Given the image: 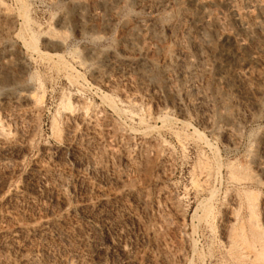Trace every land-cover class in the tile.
Instances as JSON below:
<instances>
[{
    "label": "rangeland",
    "instance_id": "1",
    "mask_svg": "<svg viewBox=\"0 0 264 264\" xmlns=\"http://www.w3.org/2000/svg\"><path fill=\"white\" fill-rule=\"evenodd\" d=\"M0 264H264V0H0Z\"/></svg>",
    "mask_w": 264,
    "mask_h": 264
},
{
    "label": "bare ground",
    "instance_id": "2",
    "mask_svg": "<svg viewBox=\"0 0 264 264\" xmlns=\"http://www.w3.org/2000/svg\"><path fill=\"white\" fill-rule=\"evenodd\" d=\"M237 13V12H236ZM240 15V14H239Z\"/></svg>",
    "mask_w": 264,
    "mask_h": 264
}]
</instances>
